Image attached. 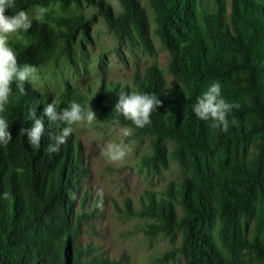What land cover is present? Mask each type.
<instances>
[{"label":"trees","instance_id":"obj_1","mask_svg":"<svg viewBox=\"0 0 264 264\" xmlns=\"http://www.w3.org/2000/svg\"><path fill=\"white\" fill-rule=\"evenodd\" d=\"M83 1L98 6L117 39L153 52L139 0H117L121 11L114 15L104 0H15L5 14L51 3L66 12ZM201 1L148 0L154 33L169 52L166 66L175 78L170 85L156 63L136 70L131 85L102 83L90 97L67 89L55 99L30 84L21 94L12 85L0 113L13 137L6 147L0 145V193H8L0 199V264H117L96 254L86 258L91 246L77 244L81 223L98 209L97 199L88 206L83 196L77 208L79 200L71 197L85 177L74 134L58 153L49 154V132L58 135L62 125L49 127L44 117L38 148L22 131L32 126L31 109L39 118L53 101L57 109L72 101L85 110L90 106L96 116L115 118L148 137L146 168L160 173L172 159L187 172L180 182H169L161 196L146 192L139 209L126 204L125 213L150 220L149 235L168 238L171 249L161 263L181 256L184 264H264V0H229V11L225 0H214L216 10L199 16ZM89 20L81 14L32 19L25 42L9 41V46L19 64L38 66L61 55L75 64V46L86 39ZM213 82L220 83L226 101L240 104L229 113L227 132L210 127L211 121L198 119L192 110ZM121 89L158 97L162 104L150 125L136 128L113 111Z\"/></svg>","mask_w":264,"mask_h":264},{"label":"rangeland","instance_id":"obj_2","mask_svg":"<svg viewBox=\"0 0 264 264\" xmlns=\"http://www.w3.org/2000/svg\"><path fill=\"white\" fill-rule=\"evenodd\" d=\"M109 4L112 14L121 11L120 3L104 0ZM226 1L229 11V0ZM143 16L147 22V31L153 52L144 51L136 41L117 39L107 26L105 19L98 12V6L84 1L62 12L58 3L46 6H32L26 11L30 19H36L38 7L47 12L37 20L50 19L54 16L81 14L91 20L85 22L86 39L75 46V64L64 55L46 61L38 66L36 79L29 83L40 94L49 93L57 99L67 89H79L84 95L92 96L99 85L118 83L120 86L132 84L136 70H144L152 63L158 64L165 72L170 85L175 78L168 73L167 59L169 52L163 47L154 33L153 13L148 0H139ZM199 16L203 12H214V0H202L196 3ZM9 41L25 42L24 32L9 37ZM23 66L24 64H20ZM63 107H59L61 109ZM74 139L79 143L85 177L76 184L71 197L80 200L86 196V203L91 205L98 199L97 190L104 192L103 211L99 209L95 216L81 223L77 244L91 246L86 258L96 254L117 264H184L181 256L176 261L160 262V257L171 249V244L163 234L149 235L145 230L150 222L147 218L125 213L126 204L139 209L140 201L146 192L161 196L169 182H180L187 172L170 159L169 167L156 173L143 166L142 158L151 153L149 138L139 135L134 129L112 117H98L92 126L73 125ZM130 128L131 134L123 135V129ZM109 143H124L130 151L125 163H109L102 151ZM171 144H167V148ZM77 188V189H76ZM179 245L177 235L175 246Z\"/></svg>","mask_w":264,"mask_h":264},{"label":"clouds","instance_id":"obj_3","mask_svg":"<svg viewBox=\"0 0 264 264\" xmlns=\"http://www.w3.org/2000/svg\"><path fill=\"white\" fill-rule=\"evenodd\" d=\"M115 4V0H113ZM15 7V0H0V113L5 112L6 105L12 93V85L21 94H26L25 85L36 79L38 69L30 64L21 66L17 60L15 50L9 46V37L14 34L19 37L20 32H27L32 26V19L24 10L14 15H6V10ZM47 12L46 8L38 7L36 19H39ZM162 102L155 94L139 92H127L121 89L118 92V101L113 111L130 121L136 128H144L151 124V115L156 111ZM239 103H230L222 96V88L219 82L211 83L202 94L197 97L193 105V113L202 121H211L210 127L221 129L225 132L229 129V113L233 109H239ZM42 117V118H41ZM41 117L37 118L36 109H31L29 119L32 121L30 129H22L27 136L28 143L33 148L40 146L41 138L45 135L44 117H47L49 127L62 125L58 135L49 132L50 140L46 151L49 154L58 153L60 147L67 143L68 138L73 134V125L87 124L92 126L97 119L96 113L89 106L85 110L82 105L72 101L68 106L57 109L55 101L48 103L44 108ZM237 123L235 119L231 121ZM131 134L130 128L123 129V135ZM13 139L7 120L0 116V145L7 146ZM130 149L124 143H109L102 151V155L109 163L123 165ZM98 197L95 207L103 211L104 192L97 190ZM7 192L0 193V199H6Z\"/></svg>","mask_w":264,"mask_h":264}]
</instances>
